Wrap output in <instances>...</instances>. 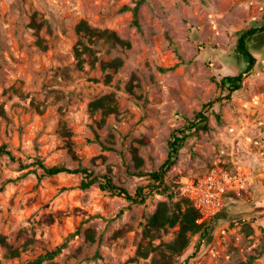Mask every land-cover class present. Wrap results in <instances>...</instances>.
I'll return each instance as SVG.
<instances>
[{"label": "rangeland", "instance_id": "1", "mask_svg": "<svg viewBox=\"0 0 264 264\" xmlns=\"http://www.w3.org/2000/svg\"><path fill=\"white\" fill-rule=\"evenodd\" d=\"M135 1L0 0V145L15 157L0 154V264H27L66 238L52 260L58 264H143L131 260L142 224L159 201L178 199L199 209L208 234L199 247L193 235L175 264H245L251 255V264H264V31L249 40L256 63L242 87L228 94L217 84L244 69L236 39L264 22V0H144L138 28L121 11ZM80 20L129 46L100 39L92 44L94 64L87 53L77 58ZM114 58L120 67L100 68ZM103 95L115 111L101 121L89 103ZM198 111L206 119L166 171L169 190L148 192L142 204L97 182L82 189L80 174L39 178L32 164L87 167L101 180L109 171L133 194L165 159L169 133ZM86 228L94 241L85 239ZM173 235L169 229L162 239ZM6 246L18 254L5 256Z\"/></svg>", "mask_w": 264, "mask_h": 264}, {"label": "trees", "instance_id": "2", "mask_svg": "<svg viewBox=\"0 0 264 264\" xmlns=\"http://www.w3.org/2000/svg\"><path fill=\"white\" fill-rule=\"evenodd\" d=\"M144 0H136L134 5L125 4L121 7V11H130L132 14V24L139 27L138 23V9ZM32 28H37L35 20L31 21ZM75 30L78 35H80V45L81 48H77L75 55L77 58L80 54L87 53L89 58L94 64L96 57L93 56L94 49L92 44L97 40L103 39V41L110 42L111 44L117 43L120 45L129 46V42L118 38L113 31H108L107 29H98L90 26L86 20H80L76 26ZM264 31V22L257 26H251L247 29L238 33L235 52L238 56L242 57L245 62V67L242 71L236 74H226L223 75L217 82L221 90H226L228 94L239 90L242 87V81L244 77L250 72L256 63V57L251 52L249 47V40L255 35ZM91 55V56H90ZM122 65V59L114 58L108 61H100V68L104 71L109 69H117ZM219 98H214L208 100L203 107H211ZM89 109L91 113L99 110L101 114V121L110 113L115 111V103L110 95H103L89 103ZM206 115L204 111H198L195 117L191 120H187L185 125L180 128L174 129L169 133L167 139V154L163 162L158 166L157 169L145 173L149 176V181L145 186H138L134 193L131 194L128 190L122 186L117 185L112 182L111 177L107 174H103V179H98L97 176L93 175L91 170L87 167H71L65 166L64 164H55L51 166H46L40 159L32 161L33 165H36L41 173L38 175L39 178L43 176H50L56 174H80V188H89L93 183L97 182L98 187L107 191L108 193L122 197L128 204H142L145 201L148 192H167L168 186L164 183V176L166 171L175 163L178 152L183 146L186 138L189 136L191 130L196 127L200 121H204ZM61 130L63 134H67L65 129V124L61 125ZM67 138V137H66ZM67 151L72 156L75 157V151L73 149V144L67 138ZM133 158L135 160V167L140 166L142 159L136 154V149H132ZM0 154L7 155L11 160H15L14 155L9 151L6 144L0 145ZM18 167L20 170L27 168V164L19 161ZM142 174V172H139ZM144 174V175H145ZM147 189V191H146ZM171 194V193H170ZM168 195L172 199V195ZM201 212L187 199H178L173 202L159 201L154 209V211L146 218L145 222L142 224L141 238L135 249V254L131 260L138 261L143 260V264H175L176 257L182 255L183 251L188 246L190 239L193 235L198 234V239L196 247H199L202 241L206 238L208 234V227L204 220L198 222L197 220L201 217ZM169 229H174V235L169 241H164L162 239V234L166 233ZM94 229L86 228L84 230L85 239L89 242L94 241ZM77 233H72L69 237L74 236ZM28 241V240H27ZM68 239L66 238L59 245L54 248L44 252L43 254L37 256L35 259L30 260L27 264H42L44 261H49V264H58L52 261L62 250L66 247ZM0 242H4L3 237H0ZM17 250L11 249L6 246L4 255L7 257H12L17 255ZM257 257L249 256L245 261V264H251ZM187 258H185L179 264H186ZM109 264V263H105Z\"/></svg>", "mask_w": 264, "mask_h": 264}, {"label": "built area", "instance_id": "3", "mask_svg": "<svg viewBox=\"0 0 264 264\" xmlns=\"http://www.w3.org/2000/svg\"><path fill=\"white\" fill-rule=\"evenodd\" d=\"M198 221V220H197Z\"/></svg>", "mask_w": 264, "mask_h": 264}]
</instances>
